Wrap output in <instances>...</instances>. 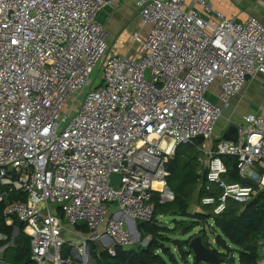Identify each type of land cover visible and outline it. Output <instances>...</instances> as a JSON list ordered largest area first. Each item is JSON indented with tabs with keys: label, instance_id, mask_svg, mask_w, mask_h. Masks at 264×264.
<instances>
[{
	"label": "built area",
	"instance_id": "1",
	"mask_svg": "<svg viewBox=\"0 0 264 264\" xmlns=\"http://www.w3.org/2000/svg\"><path fill=\"white\" fill-rule=\"evenodd\" d=\"M121 1L148 27L133 32L137 56L111 52L98 19ZM199 7L212 11L208 0H0V203L37 263L90 264V241L113 254L134 244L130 228L152 220L155 193L173 199L167 162L183 143L206 148L198 202L214 214L264 190V107L235 123L237 140L215 135L232 98L264 73V24ZM97 66L102 80L77 108ZM78 224L90 234L76 244L64 231ZM10 242L0 229V252ZM260 245L264 264V235Z\"/></svg>",
	"mask_w": 264,
	"mask_h": 264
},
{
	"label": "trees",
	"instance_id": "2",
	"mask_svg": "<svg viewBox=\"0 0 264 264\" xmlns=\"http://www.w3.org/2000/svg\"><path fill=\"white\" fill-rule=\"evenodd\" d=\"M217 139H214L213 145L216 146ZM196 145L192 143H183L177 146L175 155L167 162V169L170 175L167 179L168 188L173 192L172 200L162 201L159 192H156L153 197L154 216L150 221H142L140 226L141 234L144 237L149 235L150 239L146 246H140L133 249H124L120 245L115 246L114 254L107 249H100L96 242L89 244L90 255L96 264H168L165 255L174 264H179L171 249L164 244L168 237H164L163 232L182 231L185 227V220L191 219L192 227L202 226L209 219H213V226L218 230L216 242L219 246L225 248L231 253H237L239 264H261V253H259L260 240L264 235V190L260 191L252 201L248 203H239L235 200H229L226 210L216 215L212 208L206 209L205 205H200L202 210L191 212L190 208L194 202L195 194L198 196L204 195L203 183L205 179V170L201 171V163L196 150ZM225 161L231 168V177L229 180H239L237 170L234 167L235 158L225 156ZM5 205L0 203V229L7 231L4 215ZM161 215H181L184 219L176 221V229L164 227L159 223ZM7 226V227H6ZM88 230L84 224L76 225V229ZM200 236L204 244L212 249L219 257L222 264L225 260V252L212 246L209 241V235L204 227L199 231L185 239H175L174 244L177 246L180 255L186 259V264H190L187 260L191 255L194 258L191 264H202L200 261L195 262V253L190 247L191 240ZM169 240V239H168ZM15 254H8L6 261L15 264H39L31 259V246L29 237L21 230L14 239ZM90 243V242H89ZM65 252L70 253L72 247L68 244L64 246ZM99 248V249H98ZM185 248V249H184ZM160 250V253L157 252ZM205 263V262H204ZM228 264H235L234 259Z\"/></svg>",
	"mask_w": 264,
	"mask_h": 264
},
{
	"label": "crops",
	"instance_id": "3",
	"mask_svg": "<svg viewBox=\"0 0 264 264\" xmlns=\"http://www.w3.org/2000/svg\"><path fill=\"white\" fill-rule=\"evenodd\" d=\"M212 11L209 13L203 12L201 7L199 9L202 11L204 17L211 18L215 10H219L224 13L228 17H233L236 20H243L249 15L256 16L259 20L264 24V0H211L209 1ZM138 16V7L134 2L121 1L117 2L114 5H111L103 10H101L98 14V19L105 26L109 37L114 43L117 41L115 46V51L113 53L121 54V55H130L137 56V44L134 42L133 47H129L127 51L122 52L123 43L119 40L122 37V31L126 28H130L131 38L133 40V32L139 30L140 33L145 36L148 32V27H141L139 21L137 19ZM135 23V27L132 23ZM114 45V44H113ZM113 47H111L112 50ZM112 52V51H111ZM219 90V85L215 84L212 86L211 91L208 92V97L217 101L216 92ZM264 107V73L257 72L253 77H251L246 83L244 89L241 93L234 96L231 100L230 106L224 109L223 116L221 117L220 122H222L224 127H219V123L217 124L215 135L219 134L221 131H225L232 123H228L226 121L234 120L235 123L239 122L242 119V115L248 112H255ZM225 115V116H224ZM223 118V119H222ZM218 129V131H217ZM224 133V132H223ZM216 137H219L216 135ZM262 171H264L262 169ZM230 178V177H229ZM228 178V180H229ZM195 200V199H194ZM240 203V202H239ZM200 205V204H199ZM7 227V226H6ZM22 226L19 225L18 222L15 224L8 226L6 230L7 233L10 234L13 238V242H10V245H4L3 250L0 252V256L5 259V257L10 254L14 248V239L18 236ZM67 229L64 231L65 239H70L73 243H80L83 239L84 235H89L90 230L83 232L81 229H76L71 226H66ZM2 230V229H1ZM81 234H78V233ZM86 233V234H85ZM262 239V238H261ZM103 249V248H101ZM90 250V247H89ZM259 253L261 251L259 250ZM262 254V253H261ZM6 260V259H5Z\"/></svg>",
	"mask_w": 264,
	"mask_h": 264
},
{
	"label": "rangeland",
	"instance_id": "4",
	"mask_svg": "<svg viewBox=\"0 0 264 264\" xmlns=\"http://www.w3.org/2000/svg\"><path fill=\"white\" fill-rule=\"evenodd\" d=\"M209 1H211V0H208V2ZM226 1H228V0H226ZM102 23V22H101ZM103 24V23H102ZM133 24V26L135 27V23L133 22L132 23ZM130 28L128 27V28H126V29H124L123 31H122V37L121 38H119V40L120 41H122V43H123V50H122V52H125V51H127V49H129V47H133L134 46V42H133V40H132V36H131V33H130ZM110 43H111V47H113L112 48V52H114L115 50V46H116V43H117V41L114 43V41L113 40H111V38H110ZM114 44V45H113ZM126 53V52H125ZM102 76H103V73H102V71H101V69L99 68V66H97L96 68H95V70H94V72H93V77H92V80H91V82L89 83V84H87L86 86H85V88H84V91L81 93V95L79 96V98H78V104L76 105V107L78 108L80 105H81V101L84 99V97H85V95H86V93H87V91L89 90V89H91V88H93L94 86H95V84H96V86L98 85V84H100V82H101V80H102ZM95 79V81H93ZM225 116V115H224ZM223 119V118H222ZM226 122H230V123H234L235 124V121L234 120H230L229 119V121H226ZM223 123L222 122H220L219 123V126H218V128L219 127H224V125H222ZM225 128V127H224ZM217 131H218V129H217ZM223 132L224 131H221L219 134H216L217 136H223ZM218 141L220 140V139H218V138H216ZM207 144V143H206ZM205 143H204V145L202 144V146L204 147L205 145H206ZM205 149L206 148H202V150H200L198 147H196V149L194 148V152H195V150H196V154H198V157L200 158V163H201V167H200V170L201 171H203L204 170V168H205V166H204V163H205V161L208 159V154H207V152L205 151ZM197 195H198V193H196L195 194V200H194V202H193V204H192V206H191V208H190V210H191V212H197V211H201L202 210V208H201V206L199 205V202H198V198H197ZM164 198L166 199L167 197H165V195H164ZM254 199V198H253ZM252 199V200H253ZM252 200H250V201H252ZM249 201V202H250ZM206 209H210V207L209 206H206L205 207ZM184 218L181 216V215H175V216H173V215H161L160 217H159V223L161 224V225H163L164 227H169L170 229H176V223H175V220L176 221H182ZM185 222V227H184V229H185V233H183V231H180V230H178V231H168V232H163V236L164 237H168L166 240H161V241H164V244L166 245V246H168L170 249H171V251L174 253V255H175V257H176V259H177V261H178V263L179 264H186V259H183L182 257H181V255H180V252H179V250H178V248H177V246L174 244V240L175 239H187V238H189L190 236H192V235H195L198 231H199V229L201 228V227H204L205 229H206V231H207V233H208V235H209V241H210V243L212 244V246H214V247H216V248H218L220 251H222V252H225L226 253V255H225V260L223 261V263L222 264H228V262L230 261V260H232V259H234V262H235V264H239V261H238V255H237V253H231L230 251H228V250H226L225 248H223V247H221V246H219L218 244H217V242H216V235H217V233H218V230L217 229H215V227L213 226V219L211 218V219H209L208 221H206V223L204 224V220H201V222H200V224L202 225V226H200V227H195L194 229H191V227H192V224H191V219H187V220H185L184 221ZM142 225V221L141 220H138L137 221V227L135 228V227H131L130 228V234H131V236H132V239L135 241V243L134 244H131V245H126V246H124L123 248L124 249H133V248H138V247H140V246H146L147 244H148V242H149V239H150V237H149V235H147L146 237H144L143 238V236H142V232H141V229H140V226ZM83 232H88V231H84L83 230ZM85 233V234H86ZM78 234H81L80 232L78 233ZM85 236V235H84ZM83 236V237H84ZM169 239V240H168ZM92 242H94V241H92ZM92 242L90 241V243H88V244H91V246H92ZM97 244V243H96ZM98 245V247L101 249V248H103V246L102 245H99V244H97ZM98 248V249H99ZM185 249V248H184ZM259 250L261 251V245H260V247H259ZM10 253H12V254H15V250L14 249H12L11 251H9ZM157 252H159L160 253V250H157ZM262 253V252H261ZM90 257H91V255H90ZM92 258V257H91ZM165 258H166V260H167V262H168V264H174L172 261H170L169 260V257L167 256V255H165ZM93 259V258H92ZM94 260V259H93ZM187 260H188V262L191 264V263H193V261H194V258H193V256H191V255H189L188 256V258H187ZM95 262V261H94ZM90 264H94L93 263V261L92 260H90ZM96 264V263H95ZM202 264H206V263H202Z\"/></svg>",
	"mask_w": 264,
	"mask_h": 264
},
{
	"label": "water",
	"instance_id": "5",
	"mask_svg": "<svg viewBox=\"0 0 264 264\" xmlns=\"http://www.w3.org/2000/svg\"><path fill=\"white\" fill-rule=\"evenodd\" d=\"M221 139L225 140H232L235 141L238 138V127L236 124H231L223 133V136L220 137ZM205 141L204 136H200L197 139V144L201 145ZM111 182L113 184H121V175L117 173H113L111 175ZM168 193L174 197V194L171 190ZM21 226V223L19 222ZM185 233V229L182 230ZM190 247L193 249L195 253V262L198 263L200 261L205 262L206 264H219L220 257L209 247H207L202 238L200 236L194 237L190 242ZM93 263L95 264L94 260L91 258Z\"/></svg>",
	"mask_w": 264,
	"mask_h": 264
}]
</instances>
